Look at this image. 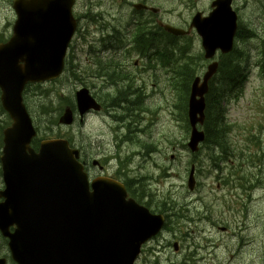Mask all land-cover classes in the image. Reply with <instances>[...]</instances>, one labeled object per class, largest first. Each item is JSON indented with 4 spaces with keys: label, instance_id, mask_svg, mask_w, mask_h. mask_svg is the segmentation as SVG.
Segmentation results:
<instances>
[{
    "label": "water",
    "instance_id": "water-1",
    "mask_svg": "<svg viewBox=\"0 0 264 264\" xmlns=\"http://www.w3.org/2000/svg\"><path fill=\"white\" fill-rule=\"evenodd\" d=\"M205 81L202 89L195 90V96L203 98L207 77ZM201 100L197 111L203 115L205 104ZM31 136L24 137L15 128L5 131L3 163H6L10 201L0 209V216L10 214V223L18 226L11 244L18 261L21 264H84L87 260L89 264H133L153 229L162 227L163 217L152 216L134 201L126 200V192L118 185L99 184L98 192L89 199L87 194L74 195L64 188L62 178L83 180L66 146L48 145L34 154L29 147ZM62 153L65 155L61 158ZM36 171H44L50 185L30 189ZM103 234L114 235L110 240L113 251H103ZM21 237L27 238L33 258L21 255Z\"/></svg>",
    "mask_w": 264,
    "mask_h": 264
},
{
    "label": "rangeland",
    "instance_id": "rangeland-1",
    "mask_svg": "<svg viewBox=\"0 0 264 264\" xmlns=\"http://www.w3.org/2000/svg\"><path fill=\"white\" fill-rule=\"evenodd\" d=\"M107 3H110L111 0H104ZM157 3V7H169L170 0H158L155 1ZM131 9H129V12ZM13 19V14L9 8L8 0H0V26L8 24ZM254 44L249 45V48H252ZM106 76L115 81V85L119 90L120 98L128 96L134 93L132 87H130V79L126 74L121 72L120 68L115 66H107L105 70ZM263 85V83L253 76L250 79V82L247 86L246 96L239 104L231 105L229 109V118L231 122H237L238 124H243L245 128L252 129L254 128L256 133L262 131L263 139H264V110H262L258 115H256L253 111H250V100L257 96V92L260 90L259 88ZM141 104H144L145 101L138 95H135ZM53 102V100H52ZM264 103V99L261 102H258V105ZM45 105V102H44ZM145 106V105H144ZM53 116V114L51 115ZM256 123L255 125H252ZM139 128L144 129L139 126ZM90 125H87L82 129H75V131H79L78 137L84 146L86 145H94L96 142L103 140L106 137H95L89 139L90 133ZM239 134V133H237ZM233 136H237L235 133ZM141 144L145 143L148 149H153L155 141H147L146 138L142 140L140 138ZM234 144L239 148L247 146L243 141H239V139H233ZM90 142V143H89ZM264 147V142H263ZM220 150V149H219ZM250 152L253 156V160L255 162L256 168L253 170V174L255 176L254 181L258 182V191L256 194V201L251 204L249 207V212L247 216L239 217L234 216L232 214V209L226 206L224 202H220L219 197L222 198L228 190H218L215 188L213 192L206 191L202 195V199L193 203L189 198L190 194L181 187L183 182V178L181 180L170 179L168 183L164 186L160 187L161 191L166 194H171L174 200V203L177 204L175 209L178 210L177 213L180 215L175 216V224L177 226L182 225V221L177 220V218L182 217V211L184 210L185 219H183L185 226H190L191 220H193L194 224L193 230L197 235H208L215 238L219 241V260L222 264H243L241 263L247 257L252 256V254L257 250V264H264V246L259 247L260 243L264 242V156L259 153H256L254 149L250 148ZM88 153L91 154L89 148ZM102 152L99 151V154ZM170 152L167 153V159L162 158L161 161H157L161 167H167L170 173L175 172L176 168L173 167V159H171ZM239 155L241 159H245L243 153L239 151ZM180 159L188 160V157H180ZM181 163V162H180ZM206 164V161H203ZM63 166L65 167L64 163ZM183 168L178 169V174H182L183 177ZM215 178V177H214ZM215 182V180H214ZM172 184H175L173 187ZM219 196H217V195ZM197 195H192L191 197H196ZM198 198V197H196ZM187 208V212L185 211ZM203 218L205 220H203ZM203 220V221H201ZM220 228H227V232H221ZM179 234V233H178ZM246 236L256 237L257 242L250 246L247 250L243 252L240 259L237 257V250L239 248V243ZM105 241L102 244L104 252L113 251V246L110 243L111 239H114L113 234H103ZM176 242H181L179 237H170L171 245ZM19 246L21 249V255L28 259L33 258L32 250L29 246V242L26 237H21L19 240ZM92 254V250H90V255ZM120 256V255H119ZM96 261V260H93ZM89 260L85 261L84 264H89Z\"/></svg>",
    "mask_w": 264,
    "mask_h": 264
},
{
    "label": "flooded vegetation",
    "instance_id": "flooded-vegetation-1",
    "mask_svg": "<svg viewBox=\"0 0 264 264\" xmlns=\"http://www.w3.org/2000/svg\"><path fill=\"white\" fill-rule=\"evenodd\" d=\"M203 0H191V7H194L196 4H198L199 2H202ZM232 5H233V9L235 11V13L238 15L239 17V21H240V16H241V8H240V0H232ZM92 9V1H88L86 2V5L84 6V8H79V12L82 13L84 12V15L79 16V22L83 23V22H87L89 19V14H91L90 10ZM83 10V11H82ZM174 18L176 19L177 26H186V22L188 21V18H183L180 19L178 16H175ZM236 40V39H235ZM240 40V33L237 34V42H239ZM154 45H157V42H152ZM159 47V45H158ZM220 61H223V58L220 57ZM127 101V100H126ZM138 102V101H137ZM133 105H135L136 103H132ZM130 110H133V108L128 107ZM139 126L143 127L141 120L139 119L138 121L128 125L126 127V132L127 134L124 137V140L126 141L127 144V148L131 149V150H136L138 148H141L142 150L145 151H140L139 154H144L146 157L145 159L148 161V159L152 160V162H154V165L156 167H160V164L157 162H160V159L165 158L166 157V148H158L157 146L153 147V149H148L145 145V143L141 144V140L140 138L142 137V140L146 138L147 141H153L154 140V131L152 128L150 129H145V127H143L144 129L139 128ZM102 143H98L96 144V146H94V150L95 149H99V147L101 146ZM92 148V149H93ZM149 165V164H148ZM148 165H137V167H139V170L141 172H146L149 170ZM246 170L247 167L243 166ZM242 167H238V169L240 170ZM165 174L169 175V171L167 167H163ZM159 171V169H158ZM248 171V170H247ZM252 179V177H251ZM143 182H140L139 180L136 179L135 180H128L126 181V186L127 188L133 193L136 194L137 197L140 198L142 191L141 188L143 187ZM149 189H151V186H149ZM145 196V195H144ZM142 198V202L147 205L150 206L152 205V201L149 198L144 197ZM173 205V204H172ZM2 242L0 240V259H4L6 261L5 264H15L12 261L11 255L7 249V247L5 245L1 246Z\"/></svg>",
    "mask_w": 264,
    "mask_h": 264
},
{
    "label": "trees",
    "instance_id": "trees-1",
    "mask_svg": "<svg viewBox=\"0 0 264 264\" xmlns=\"http://www.w3.org/2000/svg\"><path fill=\"white\" fill-rule=\"evenodd\" d=\"M224 93L222 90L219 88L215 89L212 94L210 95L211 97V106H208L207 114H208V119H207V128L209 131V137L210 143H209V150L212 152H216V149H220L221 146V129L222 125L220 124V116L218 115V119L216 120V113L218 109V101L221 100L223 97ZM6 125V122L2 121L0 124V131L4 128ZM162 211L169 215V216H178L180 215L177 213L178 210L175 209V207L172 206H164L162 208ZM169 212V213H168Z\"/></svg>",
    "mask_w": 264,
    "mask_h": 264
},
{
    "label": "bare ground",
    "instance_id": "bare-ground-1",
    "mask_svg": "<svg viewBox=\"0 0 264 264\" xmlns=\"http://www.w3.org/2000/svg\"><path fill=\"white\" fill-rule=\"evenodd\" d=\"M219 149H216V152L218 151ZM64 160V159H63ZM169 213V212H168ZM170 217H172V218H174L175 216H173V214H172V216H170ZM130 255H131V257H132V255H133V247H132V250H131V253H130ZM130 257V258H131Z\"/></svg>",
    "mask_w": 264,
    "mask_h": 264
}]
</instances>
